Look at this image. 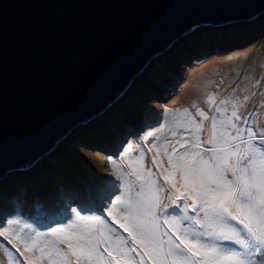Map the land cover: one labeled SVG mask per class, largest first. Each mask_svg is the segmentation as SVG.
Masks as SVG:
<instances>
[{
	"label": "water",
	"instance_id": "obj_1",
	"mask_svg": "<svg viewBox=\"0 0 264 264\" xmlns=\"http://www.w3.org/2000/svg\"><path fill=\"white\" fill-rule=\"evenodd\" d=\"M262 13L264 0H0V180L102 117L188 31Z\"/></svg>",
	"mask_w": 264,
	"mask_h": 264
},
{
	"label": "rangeland",
	"instance_id": "obj_2",
	"mask_svg": "<svg viewBox=\"0 0 264 264\" xmlns=\"http://www.w3.org/2000/svg\"><path fill=\"white\" fill-rule=\"evenodd\" d=\"M253 24H260V26L261 24L264 25V16L250 23H237L217 27L222 31V33H220L222 38L219 42H217L215 36L210 33L209 29L203 28L202 30L206 33L204 41L195 42L200 36L197 35L194 39L190 40V42L186 40L185 44L180 45L176 51L174 50L173 52V50H170L169 54L166 52L163 56L151 62L146 71L147 80L142 79L140 83L135 84V89L128 92L124 100L121 98L110 108H113L111 112L109 109L102 117L85 126L78 127L76 131L69 134L57 148V154L54 155L56 157H46L38 163V168H36V166L32 170L10 173L7 177L0 180V188H2L5 183L9 182L14 190L13 194L8 195L4 194L0 189V220H2L3 211L6 208L13 207L17 210V203H20V207H23L27 202L31 203L35 200H40L43 201L47 207L52 208L56 203L54 195L58 197L61 196L66 203H71V200L69 202L65 200V197L70 194L78 195L77 187L82 190L84 181L87 180L92 185L97 186L103 182L104 177L109 178L113 176L114 166L110 162L112 161L111 158L107 157L109 156L108 154L103 156L99 151L100 148L94 143V138L97 140L100 139V137L97 138L95 135L101 130H98L101 125H104L106 121L111 122L112 117L118 118L121 114V110L124 117H128L142 108L139 102L137 104V101H133L135 98L132 93H135L142 101L141 104L145 103V101L150 102L153 99L161 98L162 94L156 91L154 92L153 87H161L162 92H164L169 86L161 85V81H158L159 79H155L156 82L153 81L154 77L160 78L159 73L161 78L167 76L169 72L167 67L174 68L176 73L174 76H177V73L183 72V63H185V61H183L182 58L191 60V57H196L194 56L196 53L207 51L211 49V46L219 50L204 53L205 55L213 52V56L210 59L205 58L206 60L195 62L187 68V78L181 81L179 91L163 106L164 110L159 111V106L157 105L151 106L153 110L152 118L154 120L159 121L165 118L162 124L164 125L163 133L158 134L161 127L151 132V129H149L150 125L143 124L142 127L144 126V128L140 131H136L141 133L139 141H135L133 144L132 142L126 143L125 150L127 149V153L125 150H123L122 153L125 160L124 162H127L129 165V161L136 160V158L142 154L141 148L146 147L145 142L149 144L153 151L149 154H143L144 168H151L153 173H161L164 172L165 168H169L166 158L167 155L161 151L163 150L162 148L159 155H157L156 149L152 148L153 144L159 147L167 141H170L176 147L177 151L180 153L183 151L188 152L189 156H191L193 150L190 148V145L195 143V138L190 128L188 114L183 111L185 108L189 110L191 117L194 118L198 124L202 120V118L197 115L196 110L198 108L204 110L209 117L208 120L203 121V127L199 132L202 148L195 149V151L198 152L202 151V155L205 159L209 156L207 149L211 147L206 141L210 139L212 134V118H216L219 130V121L224 120L226 122L228 119H231V113L233 111H237L238 115H243L244 117L242 120L234 121L237 128L242 130L243 138L248 139L247 133L248 130L251 129L257 134V139L254 143L264 145V141L259 139V136L264 135V27L260 34L252 37L250 40H241L243 34L250 32V30L246 32L243 30L247 27H253ZM202 30L195 32L193 35L199 34ZM230 32L237 34L236 39H228V45L223 50V48L215 43H223V38ZM241 33L243 34L241 35ZM176 52L179 54L177 55ZM163 58H165V60L161 62ZM166 59H169L168 64L166 63ZM164 66H166V70ZM150 73H152V76ZM151 91L154 92L152 95L148 93ZM210 94L217 100V105H213L211 108L208 107V103L206 102L207 96ZM245 97H249V100L245 101ZM220 100H224L225 103L220 105ZM125 105L129 106V109ZM122 106L125 107L122 108ZM217 106L223 108L224 111L222 113H217L215 111ZM145 109L148 110L146 107ZM130 110H132V112H129ZM125 112L128 114L126 115ZM186 128L189 129L187 132L185 131ZM229 131L233 134L236 132L235 129H229ZM75 132H77V135ZM173 132L176 133L175 136H173ZM79 133H81V137H79ZM149 133H155L154 136H151L153 137L152 141L147 140ZM155 136L157 137L154 138ZM157 140H161V144ZM185 141H187V143H185ZM130 145L131 148H129ZM181 145H183V147H181ZM171 151L172 148L169 147V153H171ZM152 157H157L156 164L162 166L159 168L156 167L152 162ZM121 164H123V161H121ZM115 168L120 170L117 167ZM29 171H33V175H31L30 178H27V176L23 177L21 181H14L16 176L26 175ZM131 171L132 169L128 166L123 172L120 171L119 180H114L115 185H117L118 182L119 191L117 193L116 190L111 198V207L104 212L92 210L82 211V207H70L63 212L65 219L62 223L53 225L51 221H48L49 229L45 231L37 228L43 226L41 223L24 218L19 211L15 214L13 212L12 215H8L6 218L7 221H3L2 223L4 226L0 227V233H9L7 236L0 235V264H52L53 261L55 264H75L76 257L71 254L67 245L60 242L58 239V237L64 234H53L52 230L63 228L71 231L69 225H83L85 222L79 220L77 213L82 217H100L105 220L107 229L112 230L105 231V234L112 238L109 241L110 246L117 250L123 249L121 236L107 223L109 217L120 219L121 222H123L121 207H114L117 197L135 201L137 198L145 199L149 195L147 183L137 180L134 175L130 174ZM170 171L171 169L169 168V172ZM164 174L167 175L168 173ZM68 178L72 179L76 185L69 184L71 180H68ZM153 178L157 180L158 184L164 180L163 175H157ZM131 184L133 185L132 188H130ZM180 184L181 183H178L179 187ZM66 185L68 188H66ZM44 192H49L50 198L52 199L51 202L46 200L47 198ZM138 193L140 194L139 197L137 196ZM79 196H83V194ZM14 200H16V202ZM71 204L76 205L74 203ZM32 208L33 207H30V209ZM110 211L113 213L112 216H109ZM197 216L200 217L202 214L197 213ZM99 229L100 226L96 225L97 234ZM37 233H39V236H37ZM16 237H18V239ZM34 240L35 243H33ZM105 246L112 251L108 244ZM40 248H44L43 253L40 251ZM57 250H59L62 255H57ZM125 257L126 253L121 256V259L124 260ZM103 260L113 261L112 258L109 259L107 256H104ZM93 262L98 264L97 259L93 260L91 264H93ZM126 264L135 263L128 262Z\"/></svg>",
	"mask_w": 264,
	"mask_h": 264
},
{
	"label": "snow or ice",
	"instance_id": "obj_3",
	"mask_svg": "<svg viewBox=\"0 0 264 264\" xmlns=\"http://www.w3.org/2000/svg\"><path fill=\"white\" fill-rule=\"evenodd\" d=\"M244 99L247 101L249 97ZM206 102L209 108L217 105V100L211 94L207 96ZM224 103V100L219 101L220 105ZM183 111L188 114L195 138V143L190 145L193 150L191 156L188 152L177 154L175 146L167 141L159 147L153 144L152 148L156 149L157 155L163 149L168 157L169 168L172 169L170 172L169 168L161 173H153L151 168L145 169L143 154L129 161L132 169L130 174L147 183L149 195L135 201L117 197L114 207H121L123 222L120 219L114 222L128 233L134 243L143 245L146 249L143 256H147L152 264H264V259H256L264 252V145L254 143L257 134L251 129L247 133L248 139L243 138L242 130L237 128L234 121L244 117L233 111L231 119L219 121V130L216 118H212V134L206 141L211 147L207 149L209 156L205 159L195 149L201 147L199 132L203 121L209 117L198 108L197 115L202 118L198 124L187 108ZM215 111L222 113L224 109L217 106ZM229 129H235V134ZM188 130L185 129L186 132ZM149 135L154 136L155 133ZM259 139L264 141V135L259 136ZM169 147L172 148L171 153ZM125 151L127 153V149ZM151 159L156 167L162 166L156 164L157 157ZM110 162L120 168L115 161ZM120 170L123 172L122 168ZM176 171L180 172L179 188ZM157 175H163L171 189L175 190L163 200L160 193L165 189L153 178ZM188 200H191L190 204L186 203ZM168 211L175 215L162 219V214ZM197 213L202 216L198 217ZM112 215L110 211L109 216ZM77 216L85 222L83 225H69L71 231L63 228L52 230L53 234H64L58 239L76 257L75 264H91L93 260L103 259L105 253L115 260V264H120V260L105 246L112 239L105 234L106 230L112 231L107 229L106 221L100 217H82L79 213ZM185 222H190L194 227L182 228ZM96 225L100 226L98 234ZM197 228L202 230L197 231ZM0 235L7 236L9 233ZM218 241L238 247H227ZM40 251L43 253L44 248H40ZM131 251L135 252V249ZM118 252L121 256L125 255L123 249ZM57 255H62L59 250ZM143 256L139 264H143Z\"/></svg>",
	"mask_w": 264,
	"mask_h": 264
},
{
	"label": "clouds",
	"instance_id": "obj_4",
	"mask_svg": "<svg viewBox=\"0 0 264 264\" xmlns=\"http://www.w3.org/2000/svg\"><path fill=\"white\" fill-rule=\"evenodd\" d=\"M254 21V20H253ZM253 21H244V22H241V23H250V22H253ZM255 23V22H254ZM230 24H237V23H230ZM225 25H229V24H225ZM225 25H210V26H203V27H198L199 28V30H197V31H200V30H202L203 28H206V29H209V31H210V33H212L213 34V32L215 31V30H219V28H217V27H221V26H225ZM242 25V24H241ZM263 27H264V25L263 24H261V26H260V24H258V25H254V31L253 30H250V32L248 33V34H250L249 36H246V38H245V40H250L252 37H254V36H256V35H258V34H260L261 33V30H263ZM200 28H202V29H200ZM196 30V28L195 29H193L192 31H188L185 35H183L182 36V39L180 40V44H179V46L180 45H182V44H185V41L186 40H188V42H190V40H192V39H194L197 35H200L199 36V38L195 41V42H199V41H204V36H206V33H205V31H203L202 30V32H200L199 34H196V35H193V34H195V32H197V31H195ZM191 35H193V36H191ZM244 35V34H243ZM242 35V36H243ZM216 38V37H215ZM224 39V42L222 43V44H217V43H215L216 45H218L219 47H221V48H223V50L225 49V47L228 45V39L227 40H225V37L223 38ZM221 45V46H220ZM215 50H219V49H215V48H213L212 46H211V49H209V50H207V51H204L202 54H200V55H203V56H205V57H208V58H211L212 56H213V52L212 53H208V54H205L204 55V53H207V52H209V51H215ZM176 51V50H175ZM167 53L169 54L170 53V51L168 50L167 51ZM165 54V53H164ZM176 54L178 55L179 53L178 52H176ZM217 54V53H216ZM160 55V54H159ZM158 55V56H159ZM168 56V55H167ZM167 56H166V58H167ZM187 56V55H186ZM196 56H199V55H196ZM157 57V56H156ZM155 57V58H156ZM154 58V59H155ZM154 59H152L149 63H148V65L151 63V62H153V60ZM192 59L193 60H195V58H193L192 57ZM191 59V60H192ZM163 60H165V58H163L162 60H161V62H163ZM168 60L169 59H166V63L168 64ZM172 60H173V58H172ZM182 60L183 61H185V60H187V59H185V58H182ZM196 61V60H195ZM171 62V61H170ZM147 65V66H148ZM146 66V67H147ZM150 66V65H149ZM149 66H148V68H149ZM145 67V68H146ZM144 68V69H145ZM164 68H165V70H166V66H164ZM184 68V67H183ZM144 69H142V70H140L138 73H140L141 71H143ZM167 69H168V75L167 76H165V77H162L161 78V75H160V73H159V76H160V78H158V77H154V79H153V81H155V79L156 80H158V81H161V85H163V86H169V87H167L168 89L166 90H164V92H162V88L161 87H158L159 88V90H160V92H158V93H161L162 94V97L161 98H159V99H153L152 101H145V103H143V104H141L142 103V101L135 95V93H132L133 94V97L135 98L133 101H137V104H138V102L140 103L139 105L142 107L141 109H138V111H136L134 114H131L130 116H126V117H124V115H123V113H122V110H121V114H120V116L118 117V119H117V121H119L118 122V124L117 125H115V131H113L112 130V127H111V124L109 123V122H107L106 121V123L104 124V125H101V127L98 129V130H100V131H102V132H105V131H109L110 133H112L113 135H114V133H116L117 131H123V130H130V132H132V131H134L135 129V126H134V122H136V121H144V122H146V124H147V117H148V115L151 113V110H152V108H151V105L152 104H158V105H160V103L162 104L163 102H167L166 100H168V97L169 96H171V94H174L175 92H176V90H177V87L178 86H180V83L179 82H176V80H175V78H173V77H181L182 76V73L180 72V73H177V76H174V74H176L175 73V71H174V68H170V67H167ZM150 75L152 76V73H150ZM156 82V81H155ZM128 90V89H127ZM125 92V91H124ZM154 92H155V90H154ZM153 91H151V92H148L149 94H153L154 93ZM121 99V96L117 99V101L115 102V103H117L119 100ZM123 101V100H122ZM147 102H149V103H147ZM115 103L113 104V105H115ZM157 105V106H158ZM126 106V105H125ZM125 106H122V108H124ZM128 109H129V106H126ZM145 107L146 108H148V110H146L145 109ZM113 109V108H112ZM112 109H110V111L112 110ZM109 110V109H108ZM107 110V111H108ZM106 111V112H107ZM134 111V110H133ZM105 112V113H106ZM129 112H132V110H130ZM125 114L127 115L128 113L127 112H125ZM132 116H134L133 118H131ZM158 127H161V123H159L158 125H156L154 128H158ZM77 132H79V131H77ZM99 132V131H98ZM101 132V133H102ZM76 133V132H75ZM60 146V145H59ZM58 146V147H59ZM58 147H56V151H57V148ZM55 150V149H54ZM54 152V153H52V154H55V153H57V152ZM51 154V155H52ZM50 155V156H51ZM49 157V156H48ZM37 167L36 168H38L39 167V164H37L36 165ZM33 168H35V167H33ZM32 168V169H33ZM21 172H23V171H21ZM30 172H33V171H29L28 172V174L30 173ZM17 177V176H16ZM4 179V178H3ZM2 180V179H1ZM4 185H7V183H5ZM3 185V186H4Z\"/></svg>",
	"mask_w": 264,
	"mask_h": 264
},
{
	"label": "bare ground",
	"instance_id": "obj_5",
	"mask_svg": "<svg viewBox=\"0 0 264 264\" xmlns=\"http://www.w3.org/2000/svg\"><path fill=\"white\" fill-rule=\"evenodd\" d=\"M262 16H264V13H262V14H260V15H258L256 18H254L253 20H256L257 18H259V17H262ZM252 20V21H253ZM200 29H202V28H200ZM197 30H199V28H196V30L195 31H197ZM182 39V37H180L177 41H173L172 42V44H171V46H170V50H173V52H174V50H176L178 47H179V42H180V40ZM169 50V51H170ZM164 54H160L159 56H157L154 60H156V59H158V58H160L161 56H163ZM153 60V61H154ZM150 65V64H149ZM148 65V66H149ZM148 66L143 70V71H141L140 73H137V74H135V76H134V78H133V80L131 81V83H130V85L128 86V90L126 89L125 90V92L121 95V98L124 100V98L126 97V95H127V93L128 92H130V91H133L135 88H134V86H135V84H137V83H140V81L142 80V79H144V80H147V73H146V71H147V69H148ZM153 89L158 93L160 90H159V88L158 87H153ZM113 106V105H112ZM111 106V107H112ZM110 107V108H111ZM109 108V109H110ZM111 112V111H110ZM163 131H164V125H162L161 126V128H160V130H159V133L158 134H160V133H163ZM164 140V139H163ZM158 141V140H157ZM160 144H161V140L160 141H158Z\"/></svg>",
	"mask_w": 264,
	"mask_h": 264
},
{
	"label": "trees",
	"instance_id": "obj_6",
	"mask_svg": "<svg viewBox=\"0 0 264 264\" xmlns=\"http://www.w3.org/2000/svg\"><path fill=\"white\" fill-rule=\"evenodd\" d=\"M227 30H229V29H227ZM247 30H253L254 31V24H253V27H247L245 30H243L244 32H246ZM226 31V30H225ZM224 31V32H225ZM220 33H222V31H220V30H215L214 32H213V34L212 35H214L215 37H216V39H217V42H219L220 40H221V36H220ZM239 34V33H238ZM243 33H241V35H242ZM250 34H248V33H245L243 36H242V38H241V40H245V38H246V36H249ZM236 36H237V34H235V33H232V32H230L229 34H227L226 36H225V40H227V39H230V40H234V39H236ZM217 44H220V43H217ZM222 44V43H221ZM117 119L118 118H115V117H112V121L111 122H109V121H107V122H109L110 124H111V127H112V130L113 131H115V125H117L118 124V122L119 121H117ZM147 120H149V119H147ZM80 134V136L79 137H81V133H79ZM76 136V135H75ZM84 138H86V137H84ZM117 138H119V134H117V133H114V136H112V141H114V142H116L117 141ZM57 153H55V154H52L51 156L52 157H56V156H54V155H56ZM61 155V154H60ZM50 157V156H49ZM29 176L27 177V178H30V176L31 175H33V172H30L29 174H28ZM12 177V176H11ZM26 177V176H25ZM23 179V177H20V178H17V179H13L15 182H17V181H21ZM7 185H9L10 187H13L12 185H10L9 184V182H7ZM11 193H14V191L12 190V192ZM74 195H76V194H74Z\"/></svg>",
	"mask_w": 264,
	"mask_h": 264
}]
</instances>
